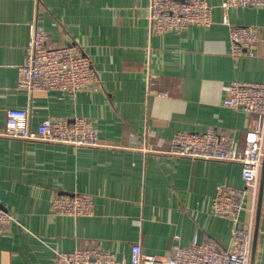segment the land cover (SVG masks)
<instances>
[{
  "label": "crops",
  "instance_id": "crops-1",
  "mask_svg": "<svg viewBox=\"0 0 264 264\" xmlns=\"http://www.w3.org/2000/svg\"><path fill=\"white\" fill-rule=\"evenodd\" d=\"M209 1L217 5L213 25L152 35L149 0H0V204L18 219L0 234V264H54L56 253L79 246L130 261L137 242L163 257L175 234L182 245L196 236L229 245L232 222L212 203L220 184L245 187L241 164L168 150L177 131L209 126L244 140L255 117L226 107L223 87L264 81V8L228 11L232 22L261 28L258 55L245 57L231 51L222 0ZM34 20L52 42L89 55L99 72L93 89L30 96L20 67ZM11 107L28 109L34 129L49 116L88 117L101 145L4 136ZM75 191L93 195V214L52 212L56 195ZM247 207L248 197L241 227ZM254 264H264V193Z\"/></svg>",
  "mask_w": 264,
  "mask_h": 264
},
{
  "label": "built area",
  "instance_id": "built-area-1",
  "mask_svg": "<svg viewBox=\"0 0 264 264\" xmlns=\"http://www.w3.org/2000/svg\"><path fill=\"white\" fill-rule=\"evenodd\" d=\"M223 23L229 28L231 51L235 55L255 57L261 41V28L256 24H236L229 18L231 8L262 7L264 0H222ZM217 5L209 0H149L148 23L152 35L182 33L193 25L211 26L216 22ZM21 85L31 97L47 96L51 91L76 95L91 90L99 80V72L77 44H57L37 20L31 23L26 61L20 67ZM226 107L243 110L254 116L245 127L240 141L234 133L209 126L202 131L179 130L172 137L168 152L178 157L204 158L240 163L245 187L220 184L213 199L214 214L232 222L229 245L215 240L200 241L196 236L182 245L175 234L172 252L159 257L145 253L141 242L133 244L131 260L118 257L99 246H79L72 251L56 253L54 264H251L255 218L257 212L260 174L264 158V81L233 80L223 87ZM250 118V117H248ZM3 135L29 141L67 143L76 147L100 146L99 129L93 120L84 116L44 119L36 129L31 126L28 109L11 107L6 113ZM249 199L248 225L241 227V215ZM52 212L64 215H91L94 197L87 192H66L56 195ZM17 215L0 204V234L5 235Z\"/></svg>",
  "mask_w": 264,
  "mask_h": 264
},
{
  "label": "water",
  "instance_id": "water-1",
  "mask_svg": "<svg viewBox=\"0 0 264 264\" xmlns=\"http://www.w3.org/2000/svg\"><path fill=\"white\" fill-rule=\"evenodd\" d=\"M263 193H264V158H263L262 168H261L260 187H259V193H258V202H257L255 228H254L253 247H252V254H251V264H254V257H255V251H256V246H257L258 233H259V224H260L262 204H263Z\"/></svg>",
  "mask_w": 264,
  "mask_h": 264
}]
</instances>
